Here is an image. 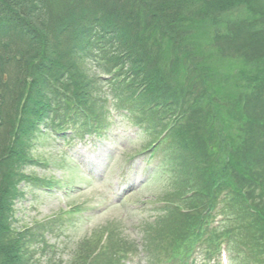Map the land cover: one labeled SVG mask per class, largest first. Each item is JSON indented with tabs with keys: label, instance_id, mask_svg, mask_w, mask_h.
<instances>
[{
	"label": "trees",
	"instance_id": "obj_1",
	"mask_svg": "<svg viewBox=\"0 0 264 264\" xmlns=\"http://www.w3.org/2000/svg\"><path fill=\"white\" fill-rule=\"evenodd\" d=\"M105 81L169 168L158 201L176 206L142 227L147 262L221 239L264 264V0H0V264H32L13 217L23 182H51L25 170L33 141L98 130ZM112 227L64 264H121L135 245Z\"/></svg>",
	"mask_w": 264,
	"mask_h": 264
},
{
	"label": "rangeland",
	"instance_id": "obj_2",
	"mask_svg": "<svg viewBox=\"0 0 264 264\" xmlns=\"http://www.w3.org/2000/svg\"><path fill=\"white\" fill-rule=\"evenodd\" d=\"M109 106L111 125L102 135L72 140L66 139L71 134L45 135L30 148L48 164L28 165L26 171L54 181L50 188L21 184L23 193L15 202L13 226L26 234L32 264H64L81 241L108 225L135 245L129 246L135 255L125 264H148L142 227L154 221L150 202L167 193L169 168L160 155H137L153 141L151 134ZM73 207L80 211L68 214ZM233 258L230 252V264ZM195 261L201 264L198 254Z\"/></svg>",
	"mask_w": 264,
	"mask_h": 264
}]
</instances>
